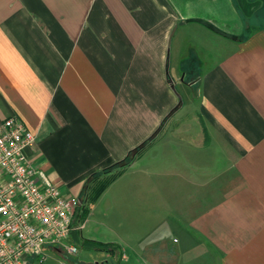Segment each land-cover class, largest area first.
<instances>
[{"label": "crops", "instance_id": "obj_1", "mask_svg": "<svg viewBox=\"0 0 264 264\" xmlns=\"http://www.w3.org/2000/svg\"><path fill=\"white\" fill-rule=\"evenodd\" d=\"M178 83L195 105L181 126ZM10 117L64 195L110 180L97 202L126 179L119 210L146 235L151 208L173 202L178 245L116 244L120 264H264V0H0V122ZM156 132L132 165L88 180Z\"/></svg>", "mask_w": 264, "mask_h": 264}, {"label": "built area", "instance_id": "obj_2", "mask_svg": "<svg viewBox=\"0 0 264 264\" xmlns=\"http://www.w3.org/2000/svg\"><path fill=\"white\" fill-rule=\"evenodd\" d=\"M34 140L16 117L0 122V264L43 260L44 249L78 252L70 236L83 227L80 199L64 195L27 161Z\"/></svg>", "mask_w": 264, "mask_h": 264}, {"label": "rangeland", "instance_id": "obj_3", "mask_svg": "<svg viewBox=\"0 0 264 264\" xmlns=\"http://www.w3.org/2000/svg\"><path fill=\"white\" fill-rule=\"evenodd\" d=\"M178 35H180V33ZM191 41L193 40L190 39L187 41L188 43H186L191 45ZM186 43H184V45ZM182 75L183 73L180 74V77H182ZM188 79L189 76L185 77V82H187ZM177 88L178 102H182L183 106L178 112V126H181L188 122L195 109V105L193 104L194 96L191 89L179 83ZM179 141L180 139H178V142ZM214 157L216 167H221L223 160L220 155L214 152ZM126 182L128 183L129 181L125 179L120 185V189H110L105 195H102L97 202L95 201L92 203V211H87L85 216L81 218L83 222L88 213H91V216L86 221L87 223L85 222V226L82 228L81 236L83 239L99 243H110L113 245L119 244L122 247H126L128 244L129 246H138L139 248L144 244H150L151 248L158 247L160 244H164L167 247L178 245L180 239V234L176 228L178 226V218L175 214L172 201L160 203V206L156 203L157 206L151 208L152 216L148 219V222L145 223V228L147 224L150 230L147 235L143 234L142 230L131 229L133 225L137 226V228L141 226V216L132 214V212H130L131 210L126 212L125 210H119V207H123L121 206L122 204L125 206L129 200L126 198ZM159 187L160 186H158V188ZM122 197H124L123 200ZM74 245L78 248L76 254L67 255L64 252L58 253L50 249H44L43 260L32 257L29 258L28 264H94L95 262H101L103 260H107L109 264H120L119 261H115V257L112 254L106 251L87 249L81 247V243H76Z\"/></svg>", "mask_w": 264, "mask_h": 264}, {"label": "trees", "instance_id": "obj_4", "mask_svg": "<svg viewBox=\"0 0 264 264\" xmlns=\"http://www.w3.org/2000/svg\"><path fill=\"white\" fill-rule=\"evenodd\" d=\"M157 132L154 135H152V137L147 139L145 142H143L142 144H140L139 146H137L133 150L129 151V153L125 156L124 159H122L121 161H119L117 163H114L110 167H108V168H106V169H104V170H102L96 174L91 175L88 180L89 181L96 180L101 175L117 174V173L121 172L122 170H124L125 168L132 165L133 162L135 161V159L137 158V156L139 154H141L142 151L145 148H147L149 146V144L153 141V139L157 135ZM85 183L87 184V181ZM109 183H110V180L107 182H103V183L99 184L98 186H96V188L93 190V192L90 195L86 193L85 198L84 197H78L80 199V202H81V205L79 206L80 207L79 209L81 211V218H83L85 216V214L87 213V204L88 203L89 204L94 203V201L98 198V196L102 193V191L106 189V187L109 185ZM78 243H81V247H85L87 249L89 248V249L99 250V251H106L107 253H111V254L114 253L115 250L117 249L116 245H113L110 243H108V244L107 243H99V242L88 241V240H84V239ZM54 250L57 251L58 253H63L59 249H54Z\"/></svg>", "mask_w": 264, "mask_h": 264}]
</instances>
